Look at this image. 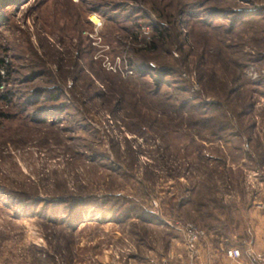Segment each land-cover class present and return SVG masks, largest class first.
<instances>
[{
	"label": "rangeland",
	"instance_id": "1",
	"mask_svg": "<svg viewBox=\"0 0 264 264\" xmlns=\"http://www.w3.org/2000/svg\"><path fill=\"white\" fill-rule=\"evenodd\" d=\"M153 54L177 106L230 87V127L198 134L131 87ZM0 58V264H189L180 225L217 241L264 202V0H11Z\"/></svg>",
	"mask_w": 264,
	"mask_h": 264
},
{
	"label": "trees",
	"instance_id": "2",
	"mask_svg": "<svg viewBox=\"0 0 264 264\" xmlns=\"http://www.w3.org/2000/svg\"><path fill=\"white\" fill-rule=\"evenodd\" d=\"M10 2L11 0H0V6H5ZM156 28L158 29L157 38L163 39L164 28H162V26H158ZM158 46V40L153 41L152 46L149 50H157ZM158 55L153 54L151 56H145L140 64L134 65V69H132L131 72V74L133 75L128 74V77H130V79L128 80L131 84L130 86L136 87L138 84L142 83L144 94L147 96V100L150 101L152 105L160 108L163 114L167 115L168 117L172 116L169 113L170 111L175 112L176 116H178L179 120H181L180 122H185L198 134L202 133L204 130H210L213 134L221 135V132L227 130L230 127V123L228 118L226 117V109L225 111L223 110V105H227L225 100H227L226 96H228V94L232 91L231 88L226 87L225 84L221 85L220 87H223L220 93L221 96L216 97L218 101L214 102V104H212V107L210 106L208 109H206L205 107L203 108L201 104L189 103V101L186 100H184L177 106L176 104H173L171 102V100L173 99L172 96H169L170 94H167L166 92H162L160 88V79H162L161 75L171 73L174 70L170 66V62L168 60H165L161 56L158 58ZM152 59L157 60V62L159 63L158 67L152 65L151 62H149ZM1 65H3L2 58H0V66ZM153 70H155L157 74L155 75V85L153 87H151L146 82H140L138 80V76H134V72L138 73L137 75H145L147 73H152ZM199 72L201 73V77L204 78V74L208 73V69H205L202 66L199 68ZM210 74L213 75L212 72H210ZM4 77L5 75L0 72V99L7 98L8 96L1 87L5 82ZM144 213L147 212H145V210L140 212L141 217L144 215Z\"/></svg>",
	"mask_w": 264,
	"mask_h": 264
},
{
	"label": "crops",
	"instance_id": "3",
	"mask_svg": "<svg viewBox=\"0 0 264 264\" xmlns=\"http://www.w3.org/2000/svg\"><path fill=\"white\" fill-rule=\"evenodd\" d=\"M263 208L264 202L257 201L247 224H243L244 227L235 226L228 236L221 234L217 241L214 240L213 234L208 233L204 236L200 241L198 253L201 264H259L251 250L259 249L263 241L264 212H261ZM234 237L237 238L233 239ZM235 245L240 247L241 255L238 259H231L226 256L225 249Z\"/></svg>",
	"mask_w": 264,
	"mask_h": 264
},
{
	"label": "built area",
	"instance_id": "4",
	"mask_svg": "<svg viewBox=\"0 0 264 264\" xmlns=\"http://www.w3.org/2000/svg\"><path fill=\"white\" fill-rule=\"evenodd\" d=\"M91 20V19H90ZM92 21V20H91ZM93 22V21H92ZM97 24L96 22H93ZM129 73L132 72L131 68H126ZM264 176V172L262 174ZM180 228L183 231L184 242L186 244V248L188 250V257L190 259L189 264H197L196 259L199 253V240L205 235V230L196 226L192 222H188L186 224L180 225ZM262 243L259 249L251 250L252 255H254L255 260L259 264H264V234ZM226 256L230 257L231 259H238L241 255L240 247L230 246L225 249Z\"/></svg>",
	"mask_w": 264,
	"mask_h": 264
}]
</instances>
